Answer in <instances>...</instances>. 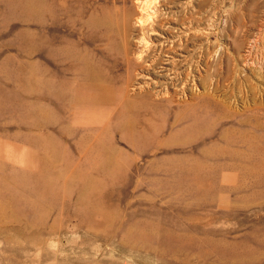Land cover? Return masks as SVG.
Returning a JSON list of instances; mask_svg holds the SVG:
<instances>
[{
  "label": "rangeland",
  "instance_id": "1",
  "mask_svg": "<svg viewBox=\"0 0 264 264\" xmlns=\"http://www.w3.org/2000/svg\"><path fill=\"white\" fill-rule=\"evenodd\" d=\"M192 3L209 93L107 159L46 152V0H0V264H264V0Z\"/></svg>",
  "mask_w": 264,
  "mask_h": 264
},
{
  "label": "bare ground",
  "instance_id": "2",
  "mask_svg": "<svg viewBox=\"0 0 264 264\" xmlns=\"http://www.w3.org/2000/svg\"><path fill=\"white\" fill-rule=\"evenodd\" d=\"M192 4L46 0V120L53 131L45 142L48 154L67 153L74 146L72 134L84 131L90 137L76 143L74 151L108 159L120 141L107 142L97 132L108 136L129 130L133 133L125 141L135 146L146 132L153 135L146 121L185 106L194 92L209 93L206 82L199 85L208 70L203 16L196 61L189 55Z\"/></svg>",
  "mask_w": 264,
  "mask_h": 264
}]
</instances>
